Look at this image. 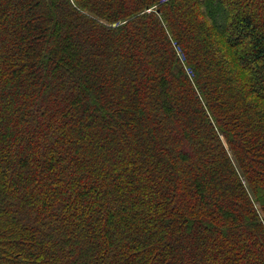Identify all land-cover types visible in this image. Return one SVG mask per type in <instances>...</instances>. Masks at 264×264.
<instances>
[{"label": "trees", "instance_id": "obj_1", "mask_svg": "<svg viewBox=\"0 0 264 264\" xmlns=\"http://www.w3.org/2000/svg\"><path fill=\"white\" fill-rule=\"evenodd\" d=\"M0 264H264V0H0Z\"/></svg>", "mask_w": 264, "mask_h": 264}, {"label": "rangeland", "instance_id": "obj_2", "mask_svg": "<svg viewBox=\"0 0 264 264\" xmlns=\"http://www.w3.org/2000/svg\"><path fill=\"white\" fill-rule=\"evenodd\" d=\"M245 43H247V44L249 43V38L246 37Z\"/></svg>", "mask_w": 264, "mask_h": 264}]
</instances>
